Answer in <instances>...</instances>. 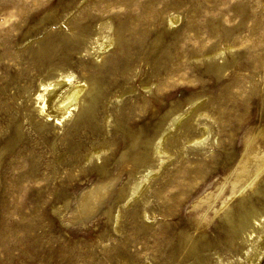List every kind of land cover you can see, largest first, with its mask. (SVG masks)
<instances>
[{"label": "rangeland", "instance_id": "1", "mask_svg": "<svg viewBox=\"0 0 264 264\" xmlns=\"http://www.w3.org/2000/svg\"><path fill=\"white\" fill-rule=\"evenodd\" d=\"M52 46L100 88L77 127L36 99ZM263 136L264 0H0V264H264L221 208L264 200V157L230 192Z\"/></svg>", "mask_w": 264, "mask_h": 264}, {"label": "bare ground", "instance_id": "2", "mask_svg": "<svg viewBox=\"0 0 264 264\" xmlns=\"http://www.w3.org/2000/svg\"><path fill=\"white\" fill-rule=\"evenodd\" d=\"M57 50H56V46L54 48L52 46V48L48 50L46 59H44L46 60V63H47V65L45 66L44 72H46L47 75L50 74V70H49L51 68L50 66L55 64L54 58L56 56ZM55 71H56L55 73H52L49 76H45V77H42V79H40L39 86L42 87V90L36 96L37 102L39 103L40 109L42 111L45 110L46 106L49 107L50 110L55 113L56 121H63V120L69 121L70 118L73 116L72 122L77 127V125L83 123L84 121L90 119L93 116L94 109L97 104L98 96L100 92L99 85L94 79H90L85 85H78V84H73V83H71L70 85H67L69 80H67L66 78L67 76H65V74L63 73L62 67L57 66ZM27 91L28 90L26 89L23 92H27ZM27 116L32 117L31 121L34 124V126L36 127L45 126V124L41 123L38 118H35L34 115L31 114V112H29ZM132 143L134 144L132 146H134L135 148L139 147L138 151H136V153L132 155L134 162L135 163L143 162L145 160V155L140 154L139 150L142 149L146 151L148 149L149 147L148 139L145 137L136 136V137H133ZM254 146H253V142L250 141L246 149L242 153L239 162H237L239 166L237 167L235 172L233 171L234 174L231 179V185H230V189H231L230 192L232 193H234L235 190H237L236 187H238L237 186L238 183H240L242 180L246 178H249L247 177V175L252 173V170L255 168L257 161L260 158L264 157V147H261V144L258 145L257 147H254ZM104 172H106V169H104ZM262 182L264 183V178L262 179ZM249 188L252 190L253 194H256V193L259 194V193L264 192V187H260V180L258 178H256L253 182L249 184ZM102 192H103V184H95V185H92L89 189L85 190L81 194L78 200L79 209L80 210H94L99 200L101 199ZM226 199H224L221 202L222 203L221 208L224 210V213L227 217L228 222L231 225H234V227L232 228L233 229L235 228L234 231H236V233L239 232V234L243 236L246 235L250 237L249 232L251 233L258 232L260 234L264 230V200L261 201L260 204H257L252 199L246 200L245 197H242V199L238 203L240 211L238 212L236 220H234L233 214H231L232 208L229 206ZM260 199L261 198H258V200ZM200 200L202 202L204 199L201 198ZM198 204H200V202L196 203V205ZM186 238L188 239V242L191 240L189 236H187ZM190 242H192V240ZM190 245H193V242L190 243Z\"/></svg>", "mask_w": 264, "mask_h": 264}]
</instances>
